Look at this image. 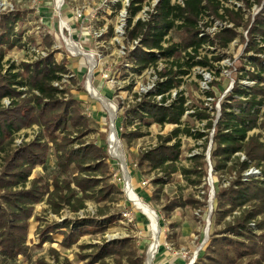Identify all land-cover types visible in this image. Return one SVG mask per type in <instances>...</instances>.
<instances>
[{
	"label": "trees",
	"instance_id": "1",
	"mask_svg": "<svg viewBox=\"0 0 264 264\" xmlns=\"http://www.w3.org/2000/svg\"><path fill=\"white\" fill-rule=\"evenodd\" d=\"M146 1L130 0L125 56L133 63L132 69L137 75L150 68L156 70V94L137 100L127 114L119 117L117 126L128 129L138 125L134 131L121 133L128 144L145 136L143 126H176L168 136L159 137L155 148L138 156L137 168L147 169L148 173L161 172L164 177L154 181L160 186L159 190L178 173L191 185L201 186L207 177V164L202 162L205 156H193L194 167H180V136L202 140L209 135L190 130L183 121L189 110L188 101L182 92L172 99L171 92L180 88L183 78L190 75L193 68H212V60L220 62L222 56L209 59L202 55L207 46L227 49L239 37L232 29L223 30L213 38L205 35L202 31L205 19L226 22L221 14L224 11L236 29L242 26L247 29L249 24L244 23L242 12L225 8L223 2L228 0H182L183 5L160 0L149 21L135 22ZM244 1L251 8V0ZM122 3L123 0L118 2L116 11L122 10ZM20 19L19 12L0 15V264H15L20 257H30L27 242L36 205L46 202L51 213L59 216L63 209L80 212L88 201L113 202L122 192L120 186L109 182L110 156L105 141L101 145L84 141L95 131V126L84 114L80 99L65 97L68 91L62 89V82L70 72L66 63H58L54 52L31 64L18 66L5 62L8 51L27 45L23 42V33L16 32ZM173 32L182 33L179 42L169 39ZM249 40L247 53L254 56L243 63L239 79L256 82L255 86L244 88L236 82L234 91L221 103V117L216 125L215 119L207 113L193 114L198 120L208 121L207 130H215L211 159L216 174H236L229 187L216 189L211 217L213 232L195 264H264V57L260 56L264 55L261 46L264 44V9L249 31ZM135 41H139V45L129 51L128 46ZM161 63L168 64L164 71H158ZM206 94L209 98L215 97L213 93ZM157 97H162L161 101H157ZM5 99L10 101L9 107L3 105ZM34 127H39V135L33 141L18 145V134ZM254 130L260 132L250 135ZM208 144L206 138L204 152ZM239 154H244L246 159L241 161ZM54 167L62 174L73 169L76 173L71 180L56 177L52 183L44 178L30 180L37 168ZM253 167L261 170L263 179L244 182L243 173ZM129 173L132 176L133 171ZM203 190L208 191V188L205 186ZM207 194L202 198L206 200ZM204 205L194 197L184 200L178 196L165 207V212L169 215L177 208ZM234 212L241 214L232 222L227 221ZM109 215L107 209L100 208L96 217L66 219L62 224L54 222L40 230L41 245L51 242L53 235L60 233L64 237L62 246L70 249L82 237L104 233L108 227L99 218L107 217L106 224L115 221V216L108 218ZM251 223H255L260 235L251 228ZM81 249L94 250L80 256L81 262L89 260L87 264H106L108 258L114 257L116 264H122L124 258H128L130 264L145 261L144 256L136 258L130 240L106 242L101 246L83 245ZM56 259L57 264H72L69 260L62 263ZM38 264L49 263L42 259Z\"/></svg>",
	"mask_w": 264,
	"mask_h": 264
},
{
	"label": "rangeland",
	"instance_id": "2",
	"mask_svg": "<svg viewBox=\"0 0 264 264\" xmlns=\"http://www.w3.org/2000/svg\"><path fill=\"white\" fill-rule=\"evenodd\" d=\"M59 1L40 0L39 3H34L33 0H0V15L20 13L21 19L16 24V32H22L23 42L27 43L24 48L8 51L5 62L11 61L18 66L22 63L31 64L40 57L54 52L58 63H66L70 72L62 82V89L68 91L65 97L80 99L83 102L84 114L94 122L95 126V131L85 137L84 141L87 144L97 145L105 141L110 156L109 182L120 186L122 192L113 202L88 201L85 204L86 208L80 212L73 213L70 209H63L59 216L51 213L50 206L46 202L36 205L27 242L30 257L28 259L20 257L15 264H38L42 259L49 264H57L56 258L62 263L69 260L72 264H87L89 260L81 262L80 256L92 253L94 250L82 251L81 246H101L106 242L111 244L123 240H130L136 258L144 256V264H147L148 252L154 237L153 223L131 201L128 187L131 193L144 202L157 216L159 247L152 264H195L200 251L209 243L210 234L213 232L211 217L215 206L216 189L229 187L236 179V174L229 173L222 176L216 174L211 159L215 130H207L208 121L198 120L193 114L199 111L207 113L215 119L216 125L221 117V103L234 91L236 82L244 88L255 86L256 82L245 78L239 79V77L242 75L240 68L243 63L254 56L253 53H247L250 42L249 31L264 9V0L260 4L257 3L258 0H251V8L247 7L244 0H234L231 4H227L228 2L224 4L225 8L244 14V23L249 24L247 29L243 26L236 29L235 24L229 21V16H226L224 11H221V14H224L226 22L207 18L202 23V31L212 38L223 30L232 29L239 34V37L227 49L207 46L206 50L201 52L202 55H207L209 59L222 56L220 62L211 61L214 69L193 68L190 75L183 78L180 88L172 92L174 94L182 92L188 101L189 110L183 121L190 130L194 133L202 132L209 135L206 137L209 139V144L205 152L203 147L206 138L197 140L187 135L180 136L182 142L180 167H194L191 158L204 154L202 162L207 164V177L203 179L201 186H194L178 173L172 181H166L161 190L154 181L164 177L163 174L148 173L147 169L140 171L137 168V158L142 152L155 148L159 144V137L168 136L176 126L161 127L157 124L150 128L143 126L142 131L145 136L131 144L125 142L120 135L134 131L138 125L128 129H119L117 126L119 117L127 114L137 100L140 101L144 95L156 94L158 82L154 68L146 70L141 75L135 74L132 69L133 63L124 54V48L127 46L128 18L125 19L127 0H123V8L120 11L115 10L120 0H62V4ZM152 1L145 2L146 8H153V6L150 7ZM179 1L172 2L178 4ZM181 38V32H173L169 37L173 42H179ZM47 40L50 44H46ZM257 40L261 41L260 38ZM261 46L264 47V44ZM73 47L77 49V53L73 52ZM131 47L132 45L128 46L129 51H132ZM260 56L264 57V55ZM167 66L168 64L161 63L158 71H164ZM205 83L206 90L202 89ZM92 92H95L102 101L95 99ZM207 92L213 93L215 97L209 98ZM157 101H161L159 97ZM3 105L9 107L10 101L3 100ZM259 132L254 130L250 135ZM38 135L39 127L24 130L18 134L16 143L18 145L23 142L28 143ZM112 140L118 145V156L113 154ZM237 156L241 158V161L246 159L244 154ZM131 170L132 176L129 173ZM74 173H76L75 169L68 174H62L56 167L37 168L30 180L44 178L48 183H52L56 177L71 180ZM253 179H263L261 170L249 168L242 175L244 182ZM205 186L208 191L203 190ZM204 194L208 195L206 200L202 198ZM178 196L184 200L194 197L206 205L200 208L189 206L177 208L168 215L165 207ZM100 208L107 209L109 214L115 216V221L107 224L105 223L107 217L99 218L108 227L104 233L82 237L70 249L62 246L64 237L60 233L53 235L51 242L47 241L41 245L40 230L46 226L54 222L62 224L66 219L96 217ZM125 214L130 215L132 222L124 218ZM240 214L241 212H234L227 221L232 222ZM220 228L217 227V229ZM251 228L256 234H261L255 227V223H251ZM114 258H108L106 264H116ZM122 264H130L128 258H124Z\"/></svg>",
	"mask_w": 264,
	"mask_h": 264
},
{
	"label": "bare ground",
	"instance_id": "3",
	"mask_svg": "<svg viewBox=\"0 0 264 264\" xmlns=\"http://www.w3.org/2000/svg\"><path fill=\"white\" fill-rule=\"evenodd\" d=\"M59 2H60V4H62V0H60ZM73 52L74 53L78 52L75 47H73ZM92 67H94L93 62H92ZM89 88H91V87H89ZM92 95L95 99L102 101V99H100V97H98V95L95 92H92ZM105 104H107V103H105ZM111 143L113 144V154L118 156L119 153L117 152L118 151L117 150V146H118L117 143L114 140H112ZM128 195H129L131 201L137 206V208L139 210H141L143 212V214L145 216H147L153 223V230H154L153 243L149 249L148 256H147V264H152V261L156 255L158 247H159V228L156 224V221H157L156 217L157 216H156V214H154V211H152L144 202H142L139 198H137L136 195L131 193L129 187H128Z\"/></svg>",
	"mask_w": 264,
	"mask_h": 264
},
{
	"label": "built area",
	"instance_id": "4",
	"mask_svg": "<svg viewBox=\"0 0 264 264\" xmlns=\"http://www.w3.org/2000/svg\"><path fill=\"white\" fill-rule=\"evenodd\" d=\"M34 1V3H39L40 2V0H33ZM160 0H153L152 1V4H151V6L150 7H152L153 6V8H151V9H149V8H146L147 6H145V4H144V7H143V9L141 10V12L137 15V17L135 18V22H137L138 20H143V21H149V19H150V15L152 14V13H154V11H155V8H156V6H157V4H158V2H159ZM234 0H228L227 2V4H231L232 2H233ZM130 0H127V4H126V6H125V12H126V14H125V19L126 18H128V12H127V8L129 7V5H130ZM175 4H177L176 2H175ZM178 4L179 5H183V2H182V0H180L179 2H178ZM223 4H225V2H223ZM239 8V7H238ZM146 9H148V11H146ZM126 15H127V17H126ZM125 22H126V20H125ZM122 36L124 37V33L122 34ZM132 45V47H131V49L132 50H134L135 48H136V46H138L139 45V41H135V42H133V44H131ZM124 54L126 55V48H124ZM57 86L59 85V84H56ZM202 89H204V90H206V83H205V86L204 87H202ZM173 92V91H172ZM171 92V94H172V99L173 98H175L176 96H177V93H172ZM162 99V97H159V100H161ZM253 173H256V171H253ZM144 185H146V183H144ZM130 215L129 214H125L124 215V218H127V219H129V221L130 222H132V219H131V217H129Z\"/></svg>",
	"mask_w": 264,
	"mask_h": 264
},
{
	"label": "water",
	"instance_id": "5",
	"mask_svg": "<svg viewBox=\"0 0 264 264\" xmlns=\"http://www.w3.org/2000/svg\"><path fill=\"white\" fill-rule=\"evenodd\" d=\"M155 214V213H154Z\"/></svg>",
	"mask_w": 264,
	"mask_h": 264
}]
</instances>
